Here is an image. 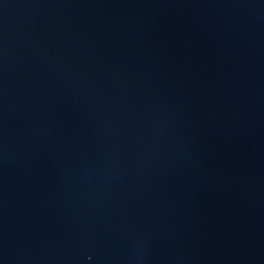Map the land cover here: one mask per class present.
I'll list each match as a JSON object with an SVG mask.
<instances>
[{"label": "water", "instance_id": "95a60500", "mask_svg": "<svg viewBox=\"0 0 264 264\" xmlns=\"http://www.w3.org/2000/svg\"><path fill=\"white\" fill-rule=\"evenodd\" d=\"M264 167V0H0V264H73Z\"/></svg>", "mask_w": 264, "mask_h": 264}]
</instances>
